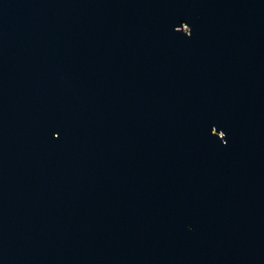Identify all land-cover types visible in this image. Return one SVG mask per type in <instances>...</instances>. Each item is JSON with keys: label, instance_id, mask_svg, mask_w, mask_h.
Masks as SVG:
<instances>
[{"label": "water", "instance_id": "water-1", "mask_svg": "<svg viewBox=\"0 0 264 264\" xmlns=\"http://www.w3.org/2000/svg\"><path fill=\"white\" fill-rule=\"evenodd\" d=\"M0 264H264V0H0Z\"/></svg>", "mask_w": 264, "mask_h": 264}]
</instances>
